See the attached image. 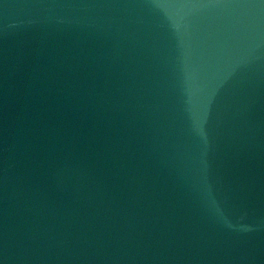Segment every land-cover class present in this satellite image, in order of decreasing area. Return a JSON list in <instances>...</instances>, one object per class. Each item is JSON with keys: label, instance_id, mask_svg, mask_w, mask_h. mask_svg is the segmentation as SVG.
<instances>
[{"label": "water", "instance_id": "obj_1", "mask_svg": "<svg viewBox=\"0 0 264 264\" xmlns=\"http://www.w3.org/2000/svg\"><path fill=\"white\" fill-rule=\"evenodd\" d=\"M0 264H264V0H0Z\"/></svg>", "mask_w": 264, "mask_h": 264}]
</instances>
